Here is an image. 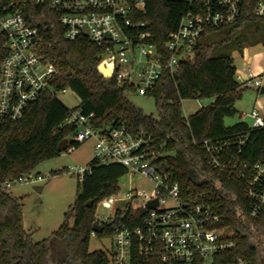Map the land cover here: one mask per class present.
I'll list each match as a JSON object with an SVG mask.
<instances>
[{"label": "trees", "instance_id": "trees-1", "mask_svg": "<svg viewBox=\"0 0 264 264\" xmlns=\"http://www.w3.org/2000/svg\"><path fill=\"white\" fill-rule=\"evenodd\" d=\"M145 1L140 20L147 24L149 42L167 58L166 45L175 38L192 4L187 0ZM258 2L243 0L237 23L207 31L193 53L180 59L173 73L165 70L147 95L155 99L158 118L146 115L129 100L128 95L136 93V89L117 81L104 64L98 46L83 37L67 41L58 16L33 1L29 3L25 16L42 33L43 52L57 74L51 90L31 103L21 120L6 123L0 132V264H110L108 253L91 252L90 243L98 206L118 195L119 182L128 174L123 166L92 160L83 182L78 184L73 224L66 221L50 238L38 243L24 229L22 199L1 190L9 180L59 158L62 141L76 149L82 146L73 142L75 126L64 127L75 109L84 116L93 115L92 124L98 130L127 124L134 133L144 131L152 136L156 148L165 153L160 159L165 173L179 183L182 196L196 197L202 193L207 201L216 203L224 216L222 225L237 229L238 247L234 255L245 257L251 264H264V219L248 218L246 181L210 167L203 146L207 140L224 141L248 134L249 142L239 160L254 164L264 156L263 131H250L242 121L232 127L225 125L227 118L238 114L235 105L246 89L236 79L233 58L228 54L214 56L240 30L253 25L258 27L257 36L264 42V18L254 15ZM218 32L225 37L219 39ZM240 48L243 52L244 47ZM4 55L5 42L0 37V62ZM68 90L80 100L73 110L58 99L59 94ZM205 99L213 100L212 104L184 117V101ZM65 172L57 171L52 176ZM91 201L94 204L89 208ZM118 223L122 225V218ZM115 225L107 224L96 237L112 238Z\"/></svg>", "mask_w": 264, "mask_h": 264}, {"label": "built area", "instance_id": "built-area-1", "mask_svg": "<svg viewBox=\"0 0 264 264\" xmlns=\"http://www.w3.org/2000/svg\"><path fill=\"white\" fill-rule=\"evenodd\" d=\"M58 16L67 41L87 38L98 46L107 68L122 85L147 96L159 83L165 70L171 73L182 57L191 55L207 31L237 23L243 0H187L192 10L182 19L175 38L166 45V58L153 46L140 20L145 0H0V37L5 55L0 62V132L9 122L21 120L29 105L51 90L57 74L55 66L43 52L40 30L31 26L25 16L30 2ZM254 15L264 18V0H259ZM85 31L88 36L85 37ZM244 89L264 88V72L253 73L246 67L236 73ZM261 95V94H260ZM250 131L264 132V104L259 100L252 111L243 114ZM91 116L75 109L64 127L75 126L73 142H94V159L102 165H121L128 173L150 185V189H130L124 196H111L100 206L108 211L96 223L103 229L116 224L108 252L110 264H251L234 255L238 247L237 229L222 225L221 208L205 195L182 196L178 182L164 170L162 150L144 131L134 133L127 124L98 130ZM249 135L224 141L203 142L207 164L220 172L246 181L245 196L248 218L264 219V156L254 164L240 161ZM196 145L197 143L194 142ZM74 146L66 152L72 153ZM89 168L75 173L82 183ZM52 177L29 173L9 180L1 187L9 191L17 184H38ZM157 202V206H151ZM122 218V225L118 223ZM104 231V230H103ZM93 231L92 236L96 237Z\"/></svg>", "mask_w": 264, "mask_h": 264}, {"label": "rangeland", "instance_id": "rangeland-1", "mask_svg": "<svg viewBox=\"0 0 264 264\" xmlns=\"http://www.w3.org/2000/svg\"><path fill=\"white\" fill-rule=\"evenodd\" d=\"M256 29H258L256 25L247 30L243 28L230 43L216 50L214 56L220 54L230 55L234 60L237 72H242L244 68L248 67L253 73H256L259 67L264 68V42L257 36ZM216 36L219 39L225 37L222 32H218ZM241 45L244 47L243 52L240 48ZM128 98L146 115L158 118V111L153 97L131 93ZM58 99L70 110L75 109L80 104L78 96L70 90L59 94ZM257 99H263L264 104V95H260L255 89H246L242 98L235 105L238 114L234 118H227L225 125L232 127L241 121L251 124L250 119L242 116L252 111ZM212 102L211 99L184 101L183 115L188 118L203 107H208ZM92 160H94V142L89 141L72 153L64 152L59 158L42 163L32 172L43 176L63 170H66L65 173L52 176L37 185L32 183L17 184L8 191L11 196L22 199L23 226L33 242L38 243L50 238L66 221L73 224L74 214L72 216L68 214L77 199L79 177L75 172L80 168H87ZM36 186L43 188L41 193L35 190ZM119 186L118 196L121 198L130 189H150V185L142 180L139 175L131 173L120 180ZM107 214L108 211L102 209L99 205L96 215L102 217ZM111 245V238L100 239L92 236L90 251L102 250L108 253L111 250Z\"/></svg>", "mask_w": 264, "mask_h": 264}, {"label": "water", "instance_id": "water-1", "mask_svg": "<svg viewBox=\"0 0 264 264\" xmlns=\"http://www.w3.org/2000/svg\"><path fill=\"white\" fill-rule=\"evenodd\" d=\"M87 36H88V32L85 31V37H87ZM260 94H261V95H264V88L261 89ZM67 149H68V142H67L66 140H64V141H62V142L60 143V145H59V152H60V153H64V152L67 151ZM35 190H36L37 192L41 193L42 190H43V188H42V187H38V186H36V187H35ZM93 204H94V202L91 201L87 206H88L89 208H91V207L93 206ZM157 204H158V203L155 202V203H152L151 206H152V207H153V206H157ZM73 214H74V208L71 209V211L69 212L68 215H69V216H72ZM103 230H104L103 227H102L101 225H98V224H95L94 227H93V231H95V232H97V233H102Z\"/></svg>", "mask_w": 264, "mask_h": 264}, {"label": "crops", "instance_id": "crops-1", "mask_svg": "<svg viewBox=\"0 0 264 264\" xmlns=\"http://www.w3.org/2000/svg\"><path fill=\"white\" fill-rule=\"evenodd\" d=\"M262 72H264V68L259 67L256 73H262ZM257 100H259V99H257ZM259 101L263 104V99H261Z\"/></svg>", "mask_w": 264, "mask_h": 264}]
</instances>
